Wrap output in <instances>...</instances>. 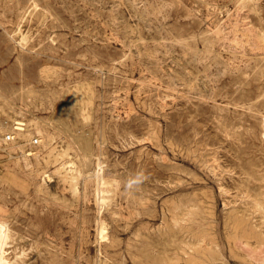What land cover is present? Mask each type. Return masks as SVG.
I'll return each instance as SVG.
<instances>
[{"label": "rangeland", "instance_id": "obj_1", "mask_svg": "<svg viewBox=\"0 0 264 264\" xmlns=\"http://www.w3.org/2000/svg\"><path fill=\"white\" fill-rule=\"evenodd\" d=\"M14 1L15 0H0V24H3L2 26L0 25V98L2 96L1 99H3L0 100V102L2 103H0V106L2 107L0 108V134L2 136H0H10L9 134L12 133L10 130V125L13 124V120L23 121L27 126L31 125V129H33V132L30 136L32 138L26 140L16 136L17 138L14 142L18 141L17 143H19V147L11 150L7 149V152L3 150V147L5 146L6 148H8V146H11L12 143H3V138L0 137V209L2 208L0 210V214H3L6 219H8V221L10 222V226L15 234V241L9 251L10 257L15 259L14 264H68V262H70L69 264H215L216 261V264H264L251 259L247 254L249 253V249L254 248L257 243L264 240V232H262L264 230V228H262L264 227V224L261 223L260 215L258 213L245 211V209L251 206V204H248L252 203L253 200H264V0H241V2H237V0H233V2L232 0ZM17 3L18 5L16 6ZM210 3L212 6L210 5ZM22 5H24V7ZM19 6H21L22 8ZM26 7H30V10L26 9ZM163 7L165 10L163 9ZM233 7H235L236 9H234ZM6 8L7 11H9L10 8V11L8 12L9 14H7V11L5 10ZM13 9L18 10L14 11ZM23 9H26L27 11H21ZM45 9L49 12V14ZM42 10L44 11L42 12ZM234 10L235 12L237 10L240 11L239 14L238 11L235 13ZM3 11L6 13H4ZM216 13L218 16L216 15ZM31 14L32 16L29 17ZM4 15L6 16V18ZM20 17L22 18V20ZM235 22L239 26H236L237 24H234ZM217 23L220 26H218ZM41 24L44 27H42ZM46 26H49L50 28ZM224 27L228 30H226ZM41 28L44 29L43 32ZM5 29L7 32L5 31ZM27 30H30L29 33H27ZM240 30L242 33H240ZM167 31L170 33V35ZM35 35H37L38 38ZM47 35L49 36V38ZM243 35H246L248 39ZM54 36L57 37L53 38ZM15 37L17 39H15ZM179 37L183 39H179ZM37 41L40 43H37ZM188 42H190V45ZM193 42L195 44H193ZM33 43L35 44V46ZM56 43H58L59 45ZM251 43H253L254 46ZM182 44H185V46H183ZM20 46H23V48L21 49ZM26 46H29L31 48ZM233 49H235V51ZM240 49L243 51L241 52ZM15 56L17 57V59ZM81 60L85 61L86 63ZM70 64L72 65L70 66ZM88 65H91L93 68ZM95 68L96 70H94ZM105 69L107 70V72ZM67 72H69L68 76ZM101 75H103V77H101ZM149 79H151L152 81ZM91 82L93 84H91ZM87 84L88 86L86 87ZM194 87H196L197 89H194ZM35 89L38 90L35 92ZM73 89L76 90L74 91ZM10 90L13 91L11 92ZM52 90L55 91V93L51 94V92H53ZM87 91L90 92L87 93ZM39 92L41 95L39 94ZM59 92L60 94H58ZM77 92L79 93L77 94ZM31 94H37V97L35 95L30 96ZM75 94L77 95L75 96ZM100 94L101 96H99ZM26 95H28L29 97ZM148 95L151 96V98ZM17 96L19 97V99H15ZM22 96L25 99H23ZM62 97L63 100H61ZM80 97L82 100L80 99ZM146 97H149V100H147ZM11 99H14L15 101H11ZM71 99H73V102L70 101ZM26 100H30L28 101L29 104ZM77 100L79 101L77 102ZM66 101L69 102L66 103ZM21 102H24V104L22 105ZM40 102H42L43 104ZM58 102L60 104H58ZM102 103L104 104L101 105ZM63 104H65V106ZM89 104L91 105V107ZM147 104L149 105L147 106ZM57 105L59 106V108H57ZM8 106L10 107V109ZM92 106L94 108H92ZM79 107L80 109H78ZM13 108H15V110ZM30 108H32V110ZM35 108L38 109L35 110ZM6 110H8L9 113ZM11 110H13V113L11 112ZM84 111H86L87 113L85 112V114H83ZM105 112L106 114H104ZM20 113L22 116L21 118L19 117ZM100 115L101 117L105 115V118L101 119ZM84 117L85 120L87 118L86 121L84 120ZM108 119L109 121L110 119H112L113 121L111 120L112 122H108ZM31 120L32 122H30ZM82 120H84L85 122H83ZM36 121H38L37 124L39 125L43 124V127L41 125L40 127L43 129L42 131L44 132L46 138L49 139H45L47 141L45 144L42 143L43 138L41 136H38L40 134H38L33 128L35 127ZM28 122H30L31 124ZM98 126L100 127V130ZM219 126H221V128ZM47 129L49 130V132L46 131ZM4 130L8 131L5 132ZM91 130H93V132ZM117 130L119 133L117 132ZM107 131L109 132V134ZM72 134L74 137H72L73 139L71 138L70 140L69 137H71ZM99 135H101V137ZM130 136H132V138ZM50 137H52L53 140ZM104 137L106 138L104 139ZM166 138H168L169 140H167ZM74 140H76L77 142H74ZM190 140H192L193 142ZM32 141L33 143L31 144ZM60 143L62 144L60 145ZM46 144L48 145L45 146ZM50 144L53 145L50 146ZM65 144L69 145L66 146ZM72 145H75V147H73ZM41 147L43 148L41 149ZM157 147L159 149H157ZM65 148H67V150ZM21 149H24L25 151H21ZM233 149H236L237 151ZM49 150L50 153L52 152L54 156L49 153ZM72 150H74L75 152H73ZM180 150H182V152H179ZM60 151L62 153H60ZM102 151L104 154L102 153ZM41 152L43 155L41 154ZM23 153L33 154L28 156L30 160L29 165L25 164L24 158L22 159L23 156L21 154ZM74 154L78 159L76 158V156H73ZM59 155L61 157H58ZM36 157L37 159H35ZM157 158L159 159V161ZM11 159H15L13 160L14 164L12 163ZM32 159H34L35 161ZM188 160H190L191 162ZM63 162L67 163L64 164ZM68 162L71 163L69 164ZM162 162L164 163L163 165H161ZM94 164L96 166H92ZM34 165L36 166L35 168ZM80 165L81 169L83 166V169L86 170L85 175L90 178L87 180L88 182H86L88 185L86 184V187L84 188L83 178L80 177L78 179L79 182L77 185V190L79 192H75L73 186L74 182L66 183V181H64L62 177L67 172H72L73 169L80 170ZM168 165H170L171 167ZM27 166H29L31 170ZM30 166L33 168H31ZM60 166H63V168L59 171L58 169L61 168ZM55 167L57 170L55 169ZM234 168L236 169L234 170ZM20 169L21 171H19ZM97 174H99V176L102 177L103 180H97V178H95ZM125 174H127L128 177ZM160 175L163 178L160 177ZM138 176H140L139 183L133 185V187L129 191L127 183H129V181L131 180L137 179ZM122 177L123 179H125L123 180ZM179 177L180 179H177ZM44 178L47 180L44 181ZM56 179L57 181L55 182ZM116 180L120 183L118 184ZM53 181L54 184H52ZM166 182L168 185L166 184ZM29 183H31V185H29ZM124 183H126L127 186ZM172 186L174 190L171 188ZM97 189L100 191L99 195L96 194ZM242 189H244V191ZM253 189L255 191H253ZM9 191L11 193H8ZM194 191L199 193L197 194ZM250 191L251 195L249 193ZM261 191L263 192L261 193L262 195L260 194ZM52 192L54 195L52 194ZM87 192L90 194H88ZM108 192L110 193L108 194ZM192 192L194 194H192ZM253 192L255 193V196L253 195ZM80 193L82 194L80 195ZM34 195L35 197H37V201L35 200ZM101 195L104 196V199H102ZM88 196L89 198H87ZM93 196L95 197V199ZM126 196L130 202L125 199ZM252 196L254 197V199ZM249 197L251 200H249ZM40 198L44 203L40 201ZM196 198H198L197 202ZM203 200H205L206 202ZM201 201L203 202L201 203ZM52 202L55 204H53ZM73 202L75 203L73 204ZM198 202H200L201 204ZM36 203L39 205H37ZM49 203H51L50 205L53 206L51 207L46 205ZM235 203H237L238 205ZM195 204L197 205L195 206ZM84 205H86L87 207ZM61 206L63 207L62 210ZM72 206H74L75 208ZM189 206H192L194 208ZM57 207L58 209H56ZM82 207L84 208V210ZM26 208L28 209V211ZM123 208L126 212L123 210ZM189 208H191L192 210H189ZM201 208L203 210H201ZM181 210L183 212H181ZM233 210H235V212ZM241 210L243 211V213L246 212L245 215L248 214L245 218L249 223L244 230L238 229V227L235 226L234 221L232 220V217H234L235 215H243ZM2 211H4L5 213ZM200 211H202V213ZM19 212L20 215H18ZM60 214L61 217H59ZM131 214L132 216H130ZM120 216H122V218ZM63 217L65 219H63ZM81 218L85 219L86 225L85 223H82L83 225L81 226ZM74 219L76 221H74ZM99 219H102V221L105 222L103 224V226H105L104 232L102 234L100 233L101 235H99V232L95 225V222H97ZM58 221L61 223H58ZM64 221L65 225L64 223H62ZM87 222H89V224H87ZM14 223L16 224V226L14 225ZM71 223H74V225H72ZM150 224L153 226H151ZM30 227H33L34 229H31ZM260 227L262 229H260ZM93 228H95V231ZM154 229H156V231ZM174 230H176L177 234ZM57 231L58 234L55 233ZM68 231H70L71 233ZM42 232L43 234H46V237L45 235H42ZM170 232H172L173 234ZM60 233L61 235L59 236ZM85 233L86 235H88L86 236ZM210 233L212 234L210 235ZM92 234L94 235V238ZM39 235L42 237H40ZM235 235L237 237H235ZM35 236H38L39 238H36ZM62 236L64 237L62 238ZM105 236L107 238H105ZM130 237H132V239L134 237V239L132 240ZM164 237L166 238L165 240H163ZM34 239L37 240V242ZM87 240L88 243L86 242ZM166 240H168V243ZM231 240L234 242H232ZM254 243L255 245L253 246ZM43 244L45 245V248ZM127 244H129V247ZM58 245L59 248H56V246L58 247ZM135 245L139 247H136ZM190 245L192 247H190ZM209 246L212 248H210ZM247 246L251 247H249L248 249ZM171 247L174 250H170L172 249ZM27 248L30 249L28 250ZM97 248L99 249L100 253ZM79 251H81V253ZM246 251L248 252L246 253ZM37 252L39 254H37ZM206 252L209 253L207 254ZM236 253L238 254L236 255ZM42 256L44 257V260ZM89 256H93L95 258H90ZM152 256H157L158 259H155V257ZM241 256H244L246 258L244 259V257L242 258ZM83 257L85 258L83 259ZM132 257L135 259L132 260ZM222 257L225 259H223ZM62 259L63 261H61ZM96 260H98L97 263Z\"/></svg>", "mask_w": 264, "mask_h": 264}, {"label": "bare ground", "instance_id": "obj_2", "mask_svg": "<svg viewBox=\"0 0 264 264\" xmlns=\"http://www.w3.org/2000/svg\"><path fill=\"white\" fill-rule=\"evenodd\" d=\"M7 1H8V0H7ZM15 1H16V0H15ZM15 1H14V2H15ZM28 1H29V0H28ZM32 1H33V0H32ZM36 1H38V0H36ZM36 1H35V2H36ZM136 1H137V0H136ZM199 1H201V0H199ZM235 1H236V0H235ZM245 1H247V0H245ZM202 2H203V1H202ZM232 2H233V0H232ZM237 2H241V0H237ZM242 2H243V1H242ZM4 3H5V2H4ZM6 3H7V2H6ZM19 3H20V1H19ZM22 3H23V2H22ZM205 3H206V2H205ZM24 4H25V3H24ZM163 4H164V3H163ZM3 5H5V4H3ZM17 5H18V3L16 4V6H17ZM171 5H172V4H171ZM205 5H206V4H205ZM210 5H211V3H210ZM22 6L24 7V5H22ZM28 6H29V5H28ZM37 6H38V5H37ZM211 6H212V5H211ZM226 6H227V5H226ZM9 7H10V6H9ZM11 7H12V5H11ZM19 7H21V6H19ZM40 7H41V6H40ZM42 7H43V6H42ZM164 7H165V6H164ZM164 7H163V9H164ZM230 7H231V6H230ZM7 8H8V7H7ZM7 8L5 9L6 11H7ZM13 8H14V7H13ZM21 8H22V7H21ZM29 8H30V7H29ZM29 8L26 7V9H29ZM147 8H148V7H147ZM152 8H153V7H152ZM161 8H162V7H161ZM167 8H168V6H167ZM218 8H219V7H218ZM233 8L236 9L235 7H233ZM2 9H3V7H2ZM26 9H25V10H26ZM32 9H33V8H32ZM39 9H41V8H39ZM39 9H38V10H39ZM210 9H211V8H210ZM212 9H213V8H212ZM5 10H4V11H5ZM13 10H14V9H13ZM15 10H18V9H15ZM15 10H14V11H15ZM25 10L23 9V10H21V11H25ZM29 10H30V9H29ZM33 10H34V9H33ZM45 10H46V9H45ZM152 10H153V9H152ZM156 10H157V9H156ZM164 10H165V9H164ZM167 10H168V9H167ZM4 11H3V12H4ZM9 11H10V8H9ZM9 11H7V14H9V13H8ZM26 11H27V10H26ZM39 11H40V10H39ZM43 11H44V10H42V12H43ZM46 11H47V10H46ZM218 11H220V10H218ZM232 11H233V10H232ZM237 11H238V10H237ZM237 11H236V12H237ZM16 12H17V11H16ZM30 12H31V11H30ZM159 12H160V10H159ZM208 12H209V11H208ZM227 12H228V11H227ZM227 12H226V13H227ZM234 12H235V10H234ZM236 12H235V13H236ZM239 12H240V11H238V14H239ZM4 13H6V12H4ZM24 13H26V12H24ZM34 13H35V11H34ZM37 13H38V12H37ZM47 13L49 14L48 11H47ZM149 13H150V11H149ZM151 13H152V12H151ZM154 13H155V12H154ZM156 13H157V12H156ZM166 13H167V12H166ZM230 13H231V12H230ZM230 13H229V14H230ZM12 14H13V13H12ZM12 14H11V15H12ZM21 14H22V13H21ZM29 14H30V13H29ZM42 14H43V13H42ZM158 14H159V13H158ZM18 15H19V14H18ZM24 15H25V14H24ZM35 15H36V14H35ZM43 15H44V14H43ZM43 15H42V16H43ZM45 15H46V12H45ZM216 15H217V13H216ZM4 16H5V15H4ZM15 16H16V14H15ZM22 16H23V15H22ZM31 16H32V14H31L29 17H31ZM217 16H218V15H217ZM230 16H231V15H230ZM51 17H52V16H51ZM1 18H2V17H1ZM5 18H6V16H5ZM15 18H16V17H15ZM20 18H21V17H20ZM32 18H33V17H32ZM235 18H236V17H235ZM2 19H3V18H2ZM2 19H1V20H2ZM7 19H8V18H7ZM17 19H18V18H17ZM25 19H26V18H25ZM28 19H29V18H28ZM40 19H41V18H40ZM45 19H46V16H45ZM57 19H58V18H57ZM57 19H55V20H57ZM230 19H231V18H230ZM232 19H233V18H232ZM21 20H22V18H21ZM26 20H27V19H26ZM35 20H36V18H35ZM50 20H51V18H50ZM53 20H54V19H53ZM4 21H5V20H4ZM28 21H29V20H28ZM30 21H31V19H30ZM228 21H229V20H228ZM232 21H234V20H232ZM55 22H57V21H55ZM226 22H227V21H226ZM0 23H1V22H0ZM8 23H9V22H8ZM23 23H24V22H23ZM44 23H45V22H44ZM221 23H222V22H221ZM12 24H14V23H12ZM21 24H22V23H21ZM30 24H31V23H30ZM47 24H48V23H47ZM217 24H218V23H217ZM219 24H220V22H219ZM219 24H218V26H220ZM234 24H237V23L235 22ZM0 25H1V24H0ZM2 25H3V24H2ZM2 25H1V26H2ZM19 25H20V21H19ZM41 25H42V24H41ZM45 25H46V24H45ZM223 25H224V24H223ZM228 25H229V24H228ZM231 25H232V23H231ZM7 26H8V24H7ZM23 26H25V25H23ZM29 26H30V25H29ZM51 26H52V25H51ZM236 26H239V25L237 24ZM4 27H6V26H4ZM14 27H15V26H14ZM38 27H39V26H38ZM42 27H44V26L42 25ZM46 27H49V26H46ZM46 27H45V28H46ZM54 27H55V26H54ZM213 27H214V26H213ZM230 27H231V26H230ZM232 27H233V26H232ZM18 28H19V27H18ZM18 28H17V29H18ZM49 28H50V27H49ZM224 28H225V27H224ZM242 28H243V27H242ZM3 29H4V28H3ZM20 29H21V28H20ZM41 29H42V28H41ZM225 29L228 30L227 28H225ZM8 30H9V28H8ZM13 30H15V29H13ZM43 30H44V29H42V32H43ZM50 30H51V29H50ZM52 30H53V28H52ZM197 30H198V29H197ZM216 30H217V29H216ZM219 30H220V29H219ZM241 30H242V29H241ZM241 30H240V33H242ZM3 31H4V30H3ZM5 31H6V29H5ZM5 31H4V32H5ZM19 31H20V30H19ZM27 31H28V30H27ZM29 31H30V30H29ZM29 31H28L27 33H29ZM38 31H39V30H38ZM6 32H7V31H6ZM20 32H21V31H20ZM32 32H33V31H32ZM36 32H37V30H36ZM40 32H41V31H40ZM167 32H168V31H167ZM167 32H166V33H167ZM8 33H10V32H8ZM21 33H22V32H21ZM24 33H25V32H24ZM27 33H26V34H27ZM171 33H172V32H171ZM207 33H208V32H207ZM217 33H218V31H217ZM219 33H220V32H219ZM6 34H7V33H6ZM43 34H44V33H43ZM48 34H50V33H48ZM53 34H54V33H53ZM168 34L170 35L169 32H168ZM175 34H176V33H175ZM237 34H238V33H237ZM243 34H244V33H243ZM250 34H251V32H250ZM7 35H8V34H7ZM40 35H41V34H40ZM181 35H184V34H181ZM195 35H196V34H195ZM241 35H242V34H241ZM246 35H247V34H246ZM246 35H245V36L243 35V36L246 37ZM20 36H21V34H20ZM35 36L37 37V35H35ZM47 36H48V35H47ZM216 36H217V34H216ZM10 37H11V35H10ZM36 37H35V38H36ZM44 37H45V36H44ZM50 37H51V36H50ZM55 37H57V36H54L53 38H55ZM59 37H60V36H59ZM168 37H169V36H168ZM171 37H172V35H171ZM195 37H196V36H195ZM195 37H194V38H195ZM199 37H200V36H199ZM232 37H233V35H232ZM6 38H7V37H6ZM37 38H38V37H37ZM48 38H49V36H48ZM165 38H166V37H165ZM180 38H181V37H179V39H180ZM187 38H188V37H187ZM217 38H218V37H217ZM235 38H236V36H235ZM239 38H240V37H239ZM239 38H238V39H239ZM246 38L248 39V37H246ZM8 39H9V38H8ZM13 39H14V38H13ZM15 39H17V38L15 37ZM15 39H14V40H15ZM20 39H21V38H20ZM23 39H24V38H23ZM30 39H31V38H30ZM56 39H57V38H56ZM181 39H183V38H181ZM184 39H185V37H184ZM242 39H243V38H242ZM11 40H12V39H11ZM186 40H187V39H186ZM188 40H189V39H188ZM190 40H191V39H190ZM230 40H231V39H230ZM8 41H9V40H8ZM12 41H13V40H12ZM18 41H19V40H18ZM169 41H170V40H169ZM173 41H174V40H173ZM176 41H178V40H176ZM179 41H180V40H179ZM226 41H227V40H226ZM235 41H236V40H235ZM239 41H240V40H239ZM245 41H246V40H245ZM254 41H255V38H254ZM5 42H6V41H5ZM16 42H17V41H16ZM35 42H36V41H35ZM55 42H56V41H55ZM185 42H186V41H185ZM190 42H191V41H190ZM190 42H188L189 45H190ZM240 42H241V41H240ZM251 42H252V41H251ZM256 42H257V41H256ZM27 43H28V42H27ZM37 43H40V42L37 41ZM41 43H42V41H41ZM49 43H50V42H49ZM51 43H53V42H51ZM171 43H172V42H171ZM177 43H178V42H177ZM181 43H182V42H181ZM191 43H192V42H191ZM33 44H34V43H33ZM33 44H32V45H33ZM56 44H58V43H56ZM193 44H195V43L193 42ZM251 44L253 45V43H251ZM255 44H256V43H255ZM5 45H6V43H5ZM36 45H37V44H36ZM58 45H59V44H58ZM170 45H171V44H170ZM176 45H177V44H176ZM178 45H180V44H178ZM182 45H183V44H182ZM187 45H188V44H187ZM196 45H197V44H196ZM244 45H245V44H244ZM261 45H262V44H261ZM34 46H35V44H34ZM183 46H185V44H184ZM226 46H227V45H226ZM238 46H239V45H238ZM246 46H247V44H246ZM253 46H254V45H253ZM20 47H21V46H20ZM26 47H29V46H26ZM58 47H61V46H58ZM242 47H243V46H242ZM262 47H263V46H262ZM4 48H5V47H4ZM22 48H23V46L21 47V49H22ZM29 48H31V47H29ZM32 48H33V47H32ZM247 48H251V47H247ZM254 48H255V47H254ZM254 48H252V49H254ZM15 49H16V48H15ZM24 49H25V48H24ZM34 49H35V47H34ZM40 49H41V48H40ZM47 49H48V48H47ZM185 49H186V48H185ZM188 49H189V48H188ZM194 49H195V48H194ZM231 49H232V48H231ZM242 49H243V48H242ZM19 50H20V49H19ZM55 50H56V49H55ZM233 50L235 51V49H233ZM240 50H241V49H240ZM20 51H21V50H20ZM41 51H42V50H41ZM41 51H40V52H41ZM189 51H190V50H189ZM242 51H243V50H241V52H242ZM46 52H47V51H46ZM196 52H197V51H196ZM251 52H252V51H251ZM16 53H17V52H16ZM21 53H22V52H21ZM28 53H29V52H28ZM43 53H44V52H43ZM47 53H48V52H47ZM219 53H220V52H219ZM238 53H239V52H238ZM256 53H257V52H256ZM35 54H36V53H35ZM44 54H45V53H44ZM193 54H194V53H193ZM195 54H196V53H195ZM216 54H217V53H216ZM221 54H222V53H221ZM257 54H258V53H257ZM12 55H13V54H12ZM12 55H11V56H12ZM17 55H19V54H17ZM22 55H23V54H22ZM25 55H26V52H25ZM27 55H28V54H27ZM32 55H34V54H32ZM87 55H88V54H87ZM29 56H31V55H29ZM35 56H36V55H35ZM35 56H34V57H35ZM37 56H38V55H37ZM43 56H44V55H43ZM79 56H80V55H79ZM263 56H264V55H263ZM15 57H16V56H15ZM77 57H78V56H77ZM89 57H90V56H89ZM93 57H94V56H93ZM196 57H197V56H196ZM49 58H50V57H49ZM81 58H82V57H81ZM97 58H98V57H97ZM16 59H17V57H16ZM84 59H85V58H84ZM152 59H153V58H152ZM156 59H157V57H156ZM44 60H45V59H44ZM52 60H53V59H52ZM52 60H51V61H52ZM94 60H95V59H94ZM61 61H62V60H61ZM81 61H83V60H81ZM91 61H92V60H91ZM156 61H157V60H156ZM65 62H66V61H65ZM83 62H85V61H83ZM97 62H98V61H97ZM97 62H96V63H97ZM85 63H86V62H85ZM92 63H93V62H92ZM67 64H68V63H67ZM74 64H75V63H74ZM74 64H73V65H74ZM88 64H89V63H88ZM90 64H91V63H90ZM71 65H72V64H70V66H71ZM78 65H79V64H78ZM99 65H100V64H99ZM115 65H116V64H115ZM159 65H161V64H159ZM76 66H77V65H76ZM81 66H82V65H81ZM88 66H91V65H88ZM103 66H104V65H103ZM66 67H68V66H66ZM73 67H75V66H73ZM77 67H78V66H77ZM77 67H76V68H77ZM112 67H113V66H112ZM82 68H83V67H82ZM91 68H93V67L91 66ZM103 68H104V67H103ZM105 68H106V67H105ZM110 68H111V67H110ZM115 68H116V67H115ZM55 69H56V68H55ZM72 69H73V68H72ZM83 69H84V68H83ZM97 69H98V68H97ZM113 69H114V68H113ZM18 70H19V69H18ZM52 70H53V69H52ZM78 70H79V69H78ZM94 70H96V68H95ZM98 70H99V69H98ZM101 70H102V69H101ZM105 70H106V69H105ZM83 71H84V70H83ZM112 71H113V70H112ZM94 72H95V71H94ZM102 72H103V71H102ZM106 72H107V70H106ZM61 73H62V72H61ZM68 73H69V72H67V76L69 75ZM72 73H73V72H72ZM90 73H91V72H90ZM191 73H192V72H191ZM18 74H19V73H18ZM53 74H54V73H53ZM56 74H57V73H56ZM56 74H55V75H56ZM63 74H64V73H63ZM65 74H66V73H65ZM80 74H81V73H80ZM93 74H94V73H93ZM110 74H112V73H110ZM83 75H85V74H83ZM19 76H20V75H19ZM41 76H42V75H41ZM88 76H89V75H88ZM95 76H96V75H95ZM188 76H190V75H188ZM192 76H193V74H192ZM46 77H47V76H46ZM70 77H71V76H70ZM70 77H68V78H70ZM75 77H76V75H75ZM79 77H81V76H79ZM82 77H83V76H82ZM85 77H86V76H85ZM101 77H103V75H101ZM101 77H100V78H101ZM155 77H156V76H155ZM83 78H84V77H83ZM91 78H92V77H91ZM108 78H109V76H108ZM73 79H74V78H73ZM79 79H80V78H79ZM98 79H99V78H98ZM98 79H96V80H98ZM48 80H49V79H48ZM55 80H56V79H55ZM86 80H87V78H86ZM94 80H95V79H94ZM103 80H104V79H103ZM107 80H108V79H107ZM149 80H151V79H149ZM156 80H157V79H156ZM156 80H155V81H156ZM41 81H42V80H41ZM44 81H45V80H44ZM44 81H43V82H44ZM68 81H69V80H68ZM99 81H100V80H99ZM99 81H98V82H99ZM105 81H106V80H105ZM151 81H152V80H151ZM192 81H193V80H192ZM75 82H76V81H75ZM98 82H97V83H98ZM148 82H149V81H148ZM153 82H154V80H153ZM9 83H10V82H9ZM64 83H65V82H64ZM100 83H101V82H100ZM107 83H108V82H107ZM150 83H151V82H150ZM61 84H62V83H61ZM65 84H66V83H65ZM74 84H75V83H74ZM91 84H93V83L91 82ZM94 84H95V83H94ZM105 84H106V83H105ZM156 84H157V83H156ZM181 84H182V83H181ZM63 85H64V84H63ZM100 85H101V84H100ZM141 85H142V84H141ZM80 86H81V85H80ZM87 86H88V84L86 85V87H87ZM91 86H92V85H91ZM107 86H108V85H107ZM155 86H156V85H155ZM184 86H185V85H184ZM193 86H194V85H193ZM68 87H69V86H68ZM89 87H90V86H89ZM89 87H88V88H89ZM149 87H150V85H149ZM196 87H197V85H196ZM196 87H194V89H195ZM78 88H79V86H78ZM78 88H77V89H78ZM84 88H85V87H84ZM104 88H105V87H104ZM104 88H103V89H104ZM141 88H142V87H141ZM192 88H193V87H192ZM11 89H13V88H11ZM67 89H69V88H67ZM94 89H95V88H94ZM94 89H93V90H94ZM105 89H106V88H105ZM138 89H139V88H138ZM196 89H197V88H196ZM20 90H22V89H20ZM20 90H19V91H20ZM37 90H38V89H37ZM37 90L35 89V92H36ZM39 90H40V89H39ZM49 90H50V89H49ZM73 90L75 91L76 89H73ZM139 90H140V89H139ZM170 90H172V89H170ZM173 90H174V89H173ZM192 90H193V89H192ZM10 91H11V90H10ZM12 91H13V90H12ZM12 91H11V92H12ZM25 91H26V89H25ZM52 91H53V90H52ZM69 91H70V90H69ZM69 91H67V92H69ZM78 91H79V90H78ZM80 91H81V90H80ZM84 91H85V90H84ZM90 91H91V90H90ZM90 91H87V93L90 92ZM162 91H163V90H162ZM194 91H195V90H194ZM6 92H7V91H6ZM15 92H16V91H15ZM30 92H31V91H30ZM42 92H43V91H42ZM42 92H41V93H42ZM67 92H66V95H67ZM98 92H99V91H98ZM102 92H103V91H102ZM139 92H140V91H139ZM139 92H137V93H139ZM176 92H177V91H176ZM179 92H180V91H179ZM187 92H188V91H187ZM187 92H186V93H187ZM0 93H1V92H0ZM13 93H14V92H13ZM17 93H18V92H17ZM20 93H21V92H20ZM20 93H19V94H20ZM24 93H25V92H24ZM28 93H29V92H28ZM28 93H27V94H28ZM31 93H32V92H31ZM52 93H55V91L51 92V94H52ZM78 93H79V92H77V94H78ZM85 93H86V92H85ZM87 93H86V94H87ZM92 93H93V92H92ZM190 93H191V92H190ZM196 93H197V92H196ZM9 94H10V92H9ZM37 94H38V93H37ZM37 94H36V95L34 94V95L37 97ZM39 94H40V92H39ZM46 94H47V93H46ZM58 94H60V92H59ZM64 94H65V93H64ZM70 94H71V93H70ZM77 94H75V96H76ZM93 94H94V93H93ZM95 94H96V93H95ZM2 95H3V94H2ZM6 95H7V94H6ZM21 95H22V94H21ZM34 95L31 94L30 96H34ZM40 95H41V94H40ZM42 95H43V94H42ZM54 95H55V94H54ZM54 95H53V96H54ZM141 95H142V94H141ZM8 96H9V95H8ZM26 96H28V95H26ZM43 96H44V95H43ZM63 96H64V95H63ZM68 96H69V95H68ZM72 96H73V95H72ZM81 96H82V95H81ZM96 96H98V95H96ZM96 96H95V97H96ZM99 96H101V94H100ZM104 96H105V95H104ZM148 96H149V95H148ZM17 97H18V96H17ZM17 97H16L15 99H19V97H18V98H17ZM22 97H23V96H22ZM28 97H29V96H28ZM69 97H70V96H69ZM139 97H140V95H139ZM149 97L151 98V96H149ZM149 97H148V98L146 97L147 100H149ZM1 98H2V96H1ZM1 98H0V100H3V99H1ZM3 98H4V97H3ZM10 98H11V97H10ZM10 98H9V99H10ZM26 98H27V97H26ZM51 98H52V97H51ZM72 98H73V97H72ZM74 98H75V97H74ZM83 98H84V97H83ZM93 98H94V97H93ZM93 98H92V99H93ZM162 98H163V97H162ZM162 98H161V99H162ZM23 99H25V98L23 97ZM23 99H22V100H23ZM30 99H31V98H30ZM46 99H47V98H46ZM69 99H70V98H69ZM69 99H67V100H69ZM76 99H77V98H76ZM80 99H81V97H80ZM87 99H88V97H87ZM157 99H158V98H157ZM188 99H189V98H188ZM32 100H33V99H32ZM34 100H35V99H34ZM40 100H42V99H40ZM61 100H63V97H62ZM72 100H73V99H71L70 101H72ZM81 100H82V99H81ZM90 100H91V98H90ZM159 100H160V99H159ZM189 100H190V99H189ZM11 101H15V100H14V99H11ZM11 101H10V102H11ZM19 101H21V100H19ZM26 101H27V100H26ZM28 101H30V100H28ZM28 101H27V102H28ZM37 101H38V100H37ZM78 101H79V100H77V102H78ZM88 101H89V100H88ZM100 101H101V99H100ZM145 101H146V100H145ZM163 101H164V100H163ZM16 102H17V101H16ZM33 102H34V101H33ZM35 102H36V101H35ZM44 102H45V101H44ZM56 102H57V101H56ZM62 102H63V101H62ZM67 102H69V101H66V103H67ZM72 102H73V101H72ZM90 102H91V101H90ZM150 102H151V101H150ZM155 102H156V101H155ZM157 102H158V101H157ZM159 102H160V101H159ZM161 102H162V101H161ZM164 102H165V101H164ZM0 103H1V102H0ZM5 103H6V102H5ZM21 103H22V105L24 104V102H21ZM25 103H26V102H25ZM31 103H32V102H31ZM37 103H38V102H37ZM40 103H42V102H40ZM64 103H65V102H64ZM81 103H82V102H81ZM81 103H80V104H81ZM1 104H2V103H1ZM11 104H12V103H11ZM13 104H14V103H13ZM28 104H29V102H28ZM42 104H43V103H42ZM58 104H60V103L58 102ZM73 104H74V103H73ZM98 104H99V103H98ZM103 104H104V103H102L101 105H103ZM20 105H21V104H20ZM31 105H33V104H31ZM38 105H41V104H38ZM63 105L65 106V104H63ZM74 105H75V104H74ZM82 105H83V104H82ZM89 105H90V104H89ZM89 105H88V106H89ZM91 105H92V103H91ZM91 105H90V107H91ZM148 105H149V104H147V106H148ZM151 105H152V104H151ZM160 105H161V104H160ZM163 105H164V104H163ZM12 106H13V105H12ZM25 106H26V105H25ZM36 106H37V104H36ZM57 106H58V105H57ZM86 106H87V105H86ZM98 106H99V105H98ZM173 106H174V105H173ZM8 107H9V106H8ZM10 107H11V105H10ZM10 107H9V109H10ZM34 107H35V104H34ZM67 107H70V106H67ZM150 107H151V106H150ZM215 107H216V106H215ZM0 108H2V107L0 106ZM26 108H27V107H26ZM28 108H29V107H28ZM32 108H33V106H32ZM32 108H30V109L32 110ZM38 108H39V107H38ZM38 108H35V110L38 109ZM42 108H43V107H42ZM54 108H55V107H54ZM57 108H59V106H58ZM92 108H94V107L92 106ZM96 108H97V107H96ZM96 108H95V109H96ZM99 108H100V107H99ZM13 109L15 110V108H13ZM17 109H18V108H17ZM24 109H25V108H24ZM30 109H29V110H30ZM78 109H80V107H79ZM81 109H82V108H81ZM103 109H104V108H103ZM0 110H1V109H0ZM31 110H30V111H31ZM42 110H43V109H42ZM42 110H41V112H42ZM74 110H75V109H74ZM76 110H77V109H76ZM90 110H93V109H90ZM173 110H175V109H173ZM6 111L8 112V110H6ZM12 111H13V110H11V112H12ZM86 111H87V109H86ZM86 111H84L83 114H85ZM11 112H10V113H11ZM38 112H39V110H38ZM82 112H83V111H82ZM1 113H2V111H1ZM8 113H9V112H8ZM12 113H13V112H12ZM18 113H19V112H18ZM30 113H31V112H30ZM75 113H76V112H75ZM77 113H78V112H77ZM86 113H87V112H86ZM102 113H103V112H102ZM14 114H15V113H14ZM23 114H26V113H23ZM34 114H35V113H34ZM34 114H33V115H34ZM104 114H106V112H105ZM152 114H153V113H152ZM16 115H17V114H16ZM78 115H79V114H78ZM102 115H103V114H102ZM164 115H165V114H164ZM170 115H171V114H170ZM4 116H5V115H4ZM4 116H3V117H4ZM85 116H86V115H85ZM91 116H92V115H91ZM91 116H90V117H91ZM104 116H105V115H104ZM104 116L101 117V115H100L101 119H102V118H105ZM9 117H10V116H9ZM17 117H18V116H17ZM17 117H16V118H17ZM19 117H20V118L22 117V116H21V113H20V116H19ZM36 117H37V116H36ZM76 117H77V116H76ZM86 117H87V116H86ZM129 117H130V116H129ZM129 117H128V118H129ZM242 117H243V116H242ZM242 117H241V118H242ZM6 118H7V117H6ZM6 118H5V119H6ZM37 118H38V117H37ZM82 118H83V117H82ZM88 118H89V117H88ZM109 118H110V117H109ZM112 118H113V117H112ZM114 118H115V117H114ZM116 118H117V117H116ZM5 119H3V120H5ZM9 119H10V118H9ZM78 119H79V118H78ZM89 119H90V118H89ZM96 119H97V118H96ZM122 119H123V118H122ZM147 119H148V118H147ZM147 119H146V120H147ZM10 120H11V119H10ZM84 120H85V117H84ZM84 120H82V121L85 122V121L87 120V118H86L85 121H84ZM111 120H112V119H110V121H111ZM125 120H126V119H125ZM128 120H129V119H128ZM167 120H168V119H167ZM222 120H223V119H222ZM222 120H220V121H222ZM240 120H241V119H240ZM54 121H55V120H54ZM91 121H92V120H91ZM105 121H106V120H105ZM107 121L110 122L109 119H108ZM112 121H113V120H112ZM112 121H111V122H112ZM1 122H2V121H1ZM30 122H32V120H31ZM30 122H28V123H30ZM37 122H38V121H36V123H35V127H33V128H34V130H35L38 134H40V135H38V136H41V137L43 138L42 143L45 144V143L47 142L46 140H49V139H47L46 136L44 135V132L42 131L43 129L40 127L41 124L39 125V124H37ZM41 122H42V121H41ZM93 122H94V121H93ZM100 122H101V121H100ZM120 122H121V121H120ZM150 122H151V121H150ZM105 123H106V122H105ZM146 123H147V122H146ZM148 123H149V122H148ZM241 123H242V121H241ZM30 124H31V123H30ZM47 124H48V123H47ZM47 124H46V125H47ZM85 124H86V123H85ZM106 124H107V123H106ZM0 125H1V124H0ZM46 125H45V126H46ZM52 125H53V124H52ZM111 125H112V123H111ZM165 125H166V124H165ZM165 125H164V126H165ZM5 126H7V125H5ZM10 126H11V129H10V128H8V129H10L12 133L9 134V135H10L9 137H8L7 135H5L4 137H1L2 135L0 134V135H1L0 137L3 138V143H5V142H6V144L9 143V142L12 143V145H11V146H8V148H6L5 146L3 147V150H5L6 152L8 151L7 149H10V150H11V149H14V148H16V147H19V143H17L18 141H17V142H14L15 139H16L17 137H19V138H21V139H26V140H28L29 138H32V137H30V136H31V134H32V132H33V129H31V125H28V126H27L26 123H24L23 121H16V120H13V124L10 125ZM33 126H34V125H33ZM41 126L43 127V124H42ZM94 126H95V124H94ZM106 126H107V125H106ZM240 126H241V125H240ZM3 127H4V126H3ZM64 127H65V126H64ZM98 127H99V126H98ZM125 127H126V126H125ZM219 127L221 128V126H219ZM237 127H238V126H237ZM1 128H2V127H1ZM5 128H6V127H5ZM5 128H4V129H5ZM68 128H69V126H68ZM68 128H65V129H68ZM102 128H103V127H102ZM113 128H114V127H113ZM122 128H123V127H122ZM48 129H49V128H48ZM48 129H47L46 131L49 132ZM56 129H57V128H56ZM65 129H64V130H65ZM93 129H94V127H93ZM107 129H110V128H107ZM154 129H155V128H154ZM159 129H160V128H159ZM225 129H226V128H225ZM69 130H70V129H69ZM99 130H100V127H99ZM99 130H98V131H99ZM123 130H124V129H123ZM123 130H122V131H123ZM125 130H126V129H125ZM146 130H147V129H146ZM149 130H150V129H149ZM157 130H158V129H157ZM223 130H224V127H223ZM228 130H229V129H228ZM228 130H227V131H228ZM4 131H5V130H4ZM6 131H8V130H6ZM6 131H5V132H6ZM66 131H67V130H66ZM91 131L93 132V130H91ZM94 131H95V130H94ZM103 131H104V130H103ZM129 131H130V130H129ZM152 131H153V130H152ZM0 132H1V131H0ZM48 132H47V133H48ZM53 132H54V131H53ZM57 132H58V131H57ZM96 132H97V131H96ZM99 132H100V131H99ZM105 132H106V131H105ZM107 132H108V131H107ZM115 132H116V131H115ZM117 132H118V130H117ZM229 132H230V131H229ZM229 132H228V133H229ZM94 133H95V132H94ZM118 133H119V132H118ZM148 133H149V131H148ZM152 133H153V132H152ZM152 133H151V134H152ZM222 133H223V131H222ZM230 133H231V132H230ZM3 134H4V133H3ZM45 134H46V133H45ZM103 134H104V133H103ZM108 134H109V132H108ZM120 134H121V133H120ZM237 134H238V133H237ZM53 135H54V133H53ZM110 135H111V134H110ZM114 135H115V133H114ZM131 135H132V134H131ZM228 135H229V134H228ZM238 135H239V134H238ZM16 136H17V137H16ZM58 136H59V135H58ZM61 136H62V134H61ZM70 136H71V135H70ZM93 136H94V135H93ZM99 136L101 137V135H99ZM123 136H124V135H123ZM159 136H160V135H159ZM225 136H226V135H225ZM47 137H48V136H47ZM72 137H74L73 134H72L71 137H69L70 140H71ZM96 137H97V136H96ZM108 137H109V136H108ZM130 137L132 138V136H130ZM149 137H150V136H149ZM149 137H148V138H149ZM190 137H191V136H190ZM194 137H195V136H194ZM50 138H52V137H50ZM78 138H79V137H78ZM91 138H92V137H91ZM105 138H106V137H104V139H105ZM117 138H118V137H117ZM227 138H228V137H227ZM35 139H37V138H35ZM45 139H46V140H45ZM54 139H55V138H54ZM57 139H59V138H57ZM72 139H73V138H72ZM76 139H77V138H76ZM127 139H128V138H127ZM129 139H130V138H129ZM133 139H134V138H133ZM166 139L169 140L168 138H166ZM234 139H235V138H234ZM236 139H239V138H236ZM32 140H33V139H32ZM50 140H51V139H50ZM52 140H53V138H52ZM52 140H51V141H52ZM80 140H81V138H80ZM93 140H94V139H93ZM108 140H109V139H108ZM118 140H119V139H118ZM131 140H132V139H131ZM152 140H153V138H152ZM161 140H162V139H161ZM178 140H179V139H178ZM184 140H185V139H184ZM225 140H226V139H225ZM29 141H30V140H29ZM54 141H55V140H54ZM75 141H76V140H74V142H75ZM96 141H97V140H96ZM123 141H124V140H123ZM126 141H127V140H126ZM126 141H125V142H126ZM157 141H158V140H157ZM165 141H166V140H165ZM173 141H174V140H173ZM173 141H172V142H173ZM175 141H176V140H175ZM182 141H183V139H182ZM185 141H186V140H185ZM190 141H192V140H190ZM232 141H234V140H232ZM239 141H240V140H239ZM0 142H1V140H0ZM62 142H63V141H62ZM76 142H77V141H76ZM78 142H79V141H78ZM98 142H99V141H98ZM100 142H101V141H100ZM109 142H110V141H109ZM125 142H124V143H125ZM177 142H178V141H177ZM187 142H188V141H187ZM192 142H193V141H192ZM194 142H195V141H194ZM32 143H33V141L31 142V144H32ZM42 143H41V145H42ZM51 143H52V142H51ZM65 143H66V142H65ZM71 143H72V142H71ZM71 143H70V144H71ZM178 143H179V142H178ZM184 143H185V142H184ZM1 144H2V143H1ZM6 144H5V145H6ZM56 144H57V142H56ZM61 144H62V143H60V145H61ZM154 144H155V143H154ZM160 144H161V143H160ZM160 144H159V145H160ZM163 144H164V143H163ZM187 144H188V143H187ZM191 144H192V143H191ZM193 144H194V143H193ZM8 145H9V144H8ZM41 145H40V146H41ZM47 145H48V144H46L45 146H47ZM52 145H53V144H50V146H52ZM60 145H59V146H60ZM63 145H64V144H63ZM65 145H66V144H65ZM68 145H69V144H67L66 146H68ZM75 145H77V144H75ZM75 145H72V146L75 147ZM169 145H170V144H169ZM6 146H7V145H6ZM27 146H28V145H27ZM50 146H48V147H50ZM56 146H57V145H56ZM72 146H71V147H72ZM79 146H80V145H79ZM109 146H110V145H109ZM153 146H154V145H153ZM173 146H174V144H173ZM28 147H29V146H28ZM33 147H34V145H33ZM43 147H44V146H43ZM43 147H41V149H42ZM57 147H58V146H57ZM60 147H61V146H60ZM76 147H77V146H76ZM91 147H93V146H91ZM104 147H105V146H104ZM154 147H155V146H154ZM161 147H162V146H161ZM194 147H195V146H194ZM20 148H22V147H20ZM24 148H25V147H24ZM29 148H30V147H29ZM38 148H39V146H38ZM38 148H37V149H38ZM94 148H95V147H94ZM41 149H40V150H41ZM65 149L67 150V148H65ZM65 149H64V150H65ZM83 149H84V147H83ZM87 149H88V148H87ZM91 149H92V148H91ZM104 149H105V148H104ZM157 149H159V148L157 147ZM204 149H205V148H204ZM210 149H211V148H210ZM19 150H20V149H19ZM23 150H24V149H23ZM23 150L21 149V151H23ZM30 150H31V149H30ZM40 150H39V151H40ZM61 150H62V149H61ZM68 150H69V148H68ZM70 150H71V149H70ZM74 150H75V149H74ZM74 150H72V151L75 152ZM88 150H89V149H88ZM88 150H87V151H88ZM148 150H149V149H148ZM163 150H164V149H163ZM178 150H179V149H178ZM188 150H189V149H188ZM188 150H187V151H188ZM190 150H191V149H190ZM207 150H208V149H207ZM212 150H213V149H212ZM233 150H236V149H233ZM24 151H25V150H24ZM28 151H29V149H28ZM46 151H47V150H46ZM56 151H57V150H56ZM103 151H104V150H103ZM103 151H102V153H103ZM160 151H161V150H160ZM174 151H175V150H174ZM187 151H186V152H187ZM193 151H194V150H193ZM236 151H237V150H236ZM6 152H5V153H6ZM13 152H14V151H13ZM30 152H31V151H30ZM52 152H53V149H52ZM52 152L50 153V150H49V153H50V154H52ZM54 152H55V150H54ZM58 152H59V151H58ZM64 152H65V151H64ZM64 152H63V153H64ZM80 152H81V151H80ZM92 152H93V150H92ZM104 152H105V151H104ZM156 152H157V151H156ZM162 152H163V151H162ZM179 152H182V150H180ZM179 152H174V153H179ZM183 152H184V151H183ZM191 152H192V151H191ZM11 153H12V151H11ZM43 153H44V152H43ZM47 153H48V152H47ZM49 153H48V154H49ZM60 153H62V152L60 151ZM77 153H78V151H77ZM84 153H87V152H84ZM148 153H149V152H148ZM150 153H151V151H150ZM157 153H158V152H157ZM192 153H193V152H192ZM234 153H235V152H234ZM3 154H4V153H3ZM19 154H20V153H19ZM41 154H42V152H41ZM54 154H56V153H54ZM75 154H76V153H75ZM75 154H74L73 156H76ZM82 154H83V153H82ZM89 154H90V153H89ZM103 154H104V153H103ZM184 154H185V153H184ZM209 154H210V153H209ZM9 155H10V154H9ZM9 155H8V157H9ZM21 155L23 156L22 159H23V158L25 159V164H26V165H29V161H30V160H29L28 156L33 155V154H31V153H29V154H27V153H23V154H21ZM42 155H43V154H42ZM46 155H47V154H46ZM86 155H87V154H86ZM105 155H106V154H105ZM146 155H147V154H146ZM148 155H150V154H148ZM201 155H202V154H201ZM4 156H6V155H4ZM35 156H36V154H35ZM48 156H49V155H48ZM52 156H54V155L52 154ZM80 156H81V155H80ZM91 156H92V155H91ZM93 156H94V155H93ZM96 156H97V155H96ZM101 156H102V154H101ZM151 156H152V155H151ZM154 156H155V155H154ZM171 156H172V155H171ZM176 156H177V155H176ZM198 156H199V155H198ZM217 156H218V155H217ZM33 157H34V156H33ZM40 157H41V156H40ZM58 157H61V156L59 155ZM69 157H70V156H69ZM81 157H82V156H81ZM94 157H95V156H94ZM147 157H148V156H147ZM157 157H158V156H157ZM178 157H179V156H178ZM190 157H191V156H190ZM195 157H196V156H195ZM218 157H219V156H218ZM234 157H235V156H234ZM237 157H238V156H237ZM30 158H31V157H30ZM45 158H46V157H45ZM49 158H50V157H49ZM76 158H77V156H76ZM86 158H87V156H86ZM184 158H185V157H184ZM211 158H212V157H211ZM232 158H233V157H232ZM235 158H236V157H235ZM16 159H18V158H16ZM35 159H37V157H36ZM42 159H43V158H42ZM46 159H47V158H46ZM74 159H75V158H74ZM77 159H78V158H77ZM84 159H85V158H84ZM102 159H103V158H102ZM153 159H154V158H153ZM157 159H158V158H157ZM185 159H186V158H185ZM191 159H192V158H191ZM200 159H201V157H200ZM237 159H238V158H237ZM13 160H15V159H13ZM13 160L11 159L12 163H13ZM32 160H34V159H32ZM72 160H73V159H72ZM82 160H83V159H82ZM109 160H110V159H109ZM173 160H174V159H173ZM173 160H172V161H173ZM234 160H235V159H234ZM34 161H35V160H34ZM37 161H38V160H37ZM40 161H41V159H40ZM68 161H69V160H68ZM74 161H75V160H74ZM90 161H91V160H90ZM105 161H106V159H105ZM107 161H108V160H107ZM158 161H159V159H158ZM161 161H162V160H161ZM185 161H186V160H185ZM188 161H190V160H188ZM213 161H214V160H213ZM237 161H238V160H237ZM38 162H39V161H38ZM52 162H53V161H52ZM92 162H93V161H92ZM101 162H102V160H101ZM108 162H109V161H108ZM108 162H107V163H108ZM190 162H191V161H190ZM198 162H199V161H198ZM232 162H233V161H232ZM18 163H20V162H18ZM32 163H33V162H32ZM46 163H47V162H46ZM59 163H60V162H59ZM63 163L65 164V163H67V162H63ZM68 163H69V162H68ZM70 163H71V162H70ZM70 163H69V164H70ZM103 163H104V162H103ZM103 163H102V164H103ZM120 163H121V162H120ZM13 164H14V163H13ZM64 164H63V165H64ZM85 164H86V163H85ZM160 164H161V163H160ZM163 164H164V163L162 162L161 165H163ZM218 164H219V163H218ZM232 164H233V163H232ZM232 164H231V166H232ZM9 165H10V164H9ZM42 165H43V164H42ZM61 165H62V164H61ZM67 165H68V164H67ZM72 165H73V164H72ZM100 165H101V164H100ZM100 165H99V167H100ZM113 165H114V163H113ZM181 165H182V164H181ZM202 165H203V164H202ZM202 165H201V166H202ZM44 166H45V165H44ZM44 166H43V167H44ZM86 166H87V165H86ZM92 166H96V165L94 164V165H92ZM168 166H170V165H168ZM24 167H25V166H24ZM27 167L29 168V166H27ZM30 167H31V166H30ZM35 167H36V166L34 165V168H35ZM46 167H47V166H46ZM58 167H59V165H58ZM60 167H61V166H60ZM67 167H68V166H67ZM70 167H71V166H70ZM77 167H78V166H77ZM111 167H112V165H111ZM117 167H119V166H117ZM117 167H116V168H117ZM170 167H171V166H170ZM184 167H185V166H184ZM18 168H19V167H18ZM25 168H26V167H25ZM31 168H33V167H31ZM48 168H49V167H48ZM62 168H63V166H62L60 169H58V170L60 171V170H62ZM65 168H66V167H65ZM96 168H97V167H96ZM166 168H167V167H166ZM181 168H182V167H181ZM199 168H201V167H199ZM207 168H208V167H207ZM219 168H220V167H219ZM219 168H218V169H219ZM4 169H5V168H4ZM8 169H9V168H8ZM26 169H27V168H26ZM29 169H30V168H29ZM55 169H56V167H55ZM94 169H95V168H94ZM101 169H102V167H101ZM107 169H108V168H107ZM226 169H227V168H226ZM229 169H230V168H229ZM235 169H236V168H234V170H235ZM16 170H17V169H16ZM30 170H31V169H30ZM43 170H44V168H43ZM52 170H53V169H52ZM56 170H57V169H56ZM65 170H66V169H65ZM67 170H68V168H67ZM71 170H72V169H71ZM89 170H90V169H89ZM95 170H96V169H95ZM165 170H166V169H165ZM169 170H170V169H169ZM177 170H178V169H177ZM182 170H183V169H182ZM188 170H189V168H188ZM219 170H220V169H219ZM234 170H233V171H234ZM3 171H5V170H3ZM9 171H10V170H9ZM19 171H21V169H20ZM24 171H25V170H24ZM27 171H28V170H27ZM27 171H26V172H27ZM34 171H35V170H34ZM39 171H40V170H39ZM47 171H48V170H47ZM119 171H120V170H119ZM125 171H126V170H125ZM172 171H173V170H172ZM190 171H191V170H190ZM213 171H214V170H213ZM220 171H221V170H220ZM225 171H226V170H225ZM15 172H16V171H15ZM48 172H49V171H48ZM111 172H112V171H111ZM116 172H117V171H116ZM126 172H127V171H126ZM129 172H131V171H129ZM161 172H162V171H161ZM165 172H166V171H165ZM191 172H192V171H191ZM218 172H219V171H218ZM29 173H30V172H29ZM34 173H35V172H34ZM62 173H63V172H62ZM94 173H95V172H94ZM171 173H172V172H171ZM187 173H188V172H187ZM192 173H193V172H192ZM209 173H210V172H209ZM213 173H214V172H213ZM225 173H226V172H225ZM229 173H231V172H229ZM234 173H235V172H234ZM13 174H14V173H13ZM24 174H25V172H24ZM30 174H31V173H30ZM85 174H86V170L83 169V166H82V169H81V165H80V170H78V169L74 170V169H73L72 172H67L65 175H63L62 178H63L64 181H66V183H67V182H71V183L74 182V185H73V186H74L75 192H77V191H78V190H77V185H78V182H79L78 179H79L80 177L83 178V182H84V183H83V182H82V183L84 184V188L86 187V186H85V185L87 184L86 182H88L87 180H88L90 177H87ZM117 174H118V173H117ZM120 174H121V173H120ZM122 174H123V173H122ZM167 174H168V173H167ZM174 174H175V173H174ZM176 174H177V172H176ZM189 174H190V173H189ZM211 174H212V173H211ZM218 174H219V173H218ZM236 174H237V172H236ZM22 175H23V174H22ZM26 175H27V174H26ZM43 175H44V174H43ZM43 175H42V176H43ZM51 175H52V174H51ZM51 175H50V176H51ZM125 175L127 176V174H125ZM128 175H129V174H128ZM130 175H131V174H130ZM168 175H169V174H168ZM171 175H172V174H171ZM182 175H183V174H182ZM16 176H17V175H16ZM47 176H48V175H47ZM166 176H167V175H166ZM186 176H187V175H186ZM223 176H224V175H223ZM242 176H243V175H242ZM31 177H32V176H31ZM124 177H125V176H124ZM127 177H128V176H127ZM160 177H162V176L160 175ZM32 178H33V177H32ZM95 178H97V180H103V178L100 177L99 174H97V175L95 176ZM125 178H126V177H125ZM125 178H124V179H125ZM157 178H158V177H157ZM162 178H163V177H162ZM194 178H195V177H194ZM198 178H199V177H198ZM212 178H213V176H212ZM221 178H222V176H221ZM35 179H36V178H35ZM44 179H45V178H44ZM107 179H108V178H107ZM109 179H110V178H109ZM114 179H115V178H114ZM114 179H113V180H114ZM122 179H123V177H122ZM122 179H121V180H122ZM124 179H123V180H124ZM131 179H132V177H131ZM131 179H130V180H131ZM165 179H166V178H165ZM177 179H180V177L177 178ZM200 179H201V178H200ZM200 179H199V180H200ZM217 179H218V178H217ZM26 180H27V179H26ZM26 180H25V181H26ZM33 180H34V179H33ZM33 180H32V181H33ZM46 180H47V179H45L44 181H46ZM169 180H170V179H169ZM181 180H182V179H181ZM193 180H195V179H193ZM27 181H28V180H27ZM56 181H57V179L55 180V182H56ZM110 181H111V180H110ZM114 181H115V180H114ZM119 181H120V180H119ZM131 181H132V180H131ZM179 181H180V180H179ZM196 181H197V179H196ZM240 181H241V180H240ZM5 182H6V181H5ZM108 182H109V181H108ZM116 182H117V180H116ZM123 182H124V181H123ZM123 182H122V183H123ZM126 182H128V181H126ZM129 182H130V181H129ZM164 182H165V181H164ZM168 182H169V181H168ZM204 182H205V181H204ZM217 182H218V181H217ZM33 183H34V182H33ZM58 183H59V182H58ZM82 183H81V185H82ZM89 183H90V182H89ZM117 183L119 184L120 182H117ZM172 183H173V182H172ZM190 183H191V182H190ZM202 183H203V182H202ZM2 184H4V183H2ZM2 184H1V186H2ZM7 184H8V183H7ZM46 184H47V183H46ZM52 184H54V181L52 182ZM59 184H60V183H59ZM95 184H96V183H95ZM114 184H115V183H114ZM124 184H126V183H124ZM127 184H128V183H127ZM127 184H126V186H127ZM166 184H167V182H166ZM29 185H31V183H29ZM48 185H49V184H48ZM87 185H88V184H87ZM97 185H98V184H97ZM103 185H104V183H103ZM167 185H168V184H167ZM176 185H177V184H176ZM7 186H8V185H7ZM9 186H10V185H9ZM43 186H45V185H43ZM93 186H94V185H93ZM111 186H112V185H111ZM111 186H110V188H111ZM122 186H123V184H122ZM165 186H166V185H165ZM174 186H175V185H174ZM190 186H191V185H190ZM5 187H6V186H5ZM56 187H57V186H56ZM58 187H59V185H58ZM91 187H92V186H91ZM116 187H118V186H116ZM167 187H168V186H167ZM176 187H177V186H176ZM176 187H175V188H176ZM180 187H181V186H180ZM219 187H220V186H219ZM223 187H224V186H223ZM3 188H4V187H3ZM11 188H12V187H11ZM31 188H32V187H31ZM37 188H39V187H37ZM43 188H44V187H43ZM48 188H50V187H48ZM88 188H89V186H88ZM114 188H115V186H114ZM124 188H125V186H124ZM169 188H170V187H169ZM169 188H168V189H169ZM171 188L173 189V186H172ZM188 188H189V187H188ZM204 188H205V187H204ZM204 188H203V189H204ZM9 189H10V188H9ZM13 189H14V188H13ZM28 189H29V188H28ZM28 189H27V190H28ZM33 189H34V188H33ZM56 189H58V188H56ZM79 189H80V188H79ZM92 189H94V188H92ZM108 189H109V188H108ZM166 189H167V188H166ZM166 189H165V190H166ZM194 189H196V188H194ZM240 189H241V187H240ZM247 189H248V188H247ZM254 189H255V188H254ZM254 189H253V191H255ZM3 190H4V189H3ZM14 190H15V189H14ZM40 190H41V189H40ZM61 190H62V189H61ZM68 190H69V189H68ZM71 190H72V189H71ZM82 190H83V189H82ZM100 190H101V189H100ZM128 190L130 191L131 188H129ZM128 190H126V191H128ZM173 190H174V189H173ZM192 190H193V189H192ZM242 190L244 191V189H242ZM11 191H12V190H11ZM62 191H63V190H62ZM85 191H89V190H85ZM85 191H84V192H85ZM118 191H119V190H118ZM120 191H121V190H120ZM196 191H197V190H196ZM196 191H194V192H196ZM199 191H200V190H199ZM202 191H203V190H202ZM202 191H201V192H202ZM239 191H240V190H239ZM5 192H6V191H5ZM12 192H13V191H12ZM35 192H37V191H35ZM38 192H39V191H38ZM55 192H56V191H55ZM78 192H79V191H78ZM90 192H91V190H90ZM93 192H94V191H93ZM102 192H103V191H102ZM131 192H132V191H131ZM131 192H130V193H131ZM188 192H189V191H188ZM224 192H225V190H224ZM240 192H241V191H240ZM245 192H246V191H245ZM256 192H257V191H256ZM8 193H11V192L9 191ZM27 193H28V192H27ZM48 193H49V192H48ZM60 193H61V192H60ZM71 193H73V192H71ZM82 193H83V192H82ZM82 193H80V195H81ZM87 193H88V192H87ZM105 193H106V192H105ZM109 193H110V192H108V194H109ZM196 193H197V192H196ZM198 193H199V192H198ZM198 193H197V194H198ZM249 193H250V195H251V191H250ZM261 193H263V192L261 191L260 194H261ZM18 194H19V193H18ZM18 194H17V195H18ZM21 194H22V193H21ZM25 194H26V193H25ZM52 194H53V192H52ZM88 194H90V193H88ZM92 194H93V193H92ZM96 194H98V195L100 194V191H99L98 189H97V193H96ZM120 194H121V192H120ZM128 194H129V193H128ZM176 194H177V193H176ZM181 194H182V193H181ZM192 194H194V193L192 192ZM203 194H204V193H203ZM254 194H255V193L253 192V195H254ZM257 194H258V193H257ZM32 195H33V194H32ZM53 195H54V194H53ZM53 195H52V196H53ZM62 195H63V194H62ZM71 195H72V194H71ZM94 195H95V194H94ZM132 195H133V194H132ZM248 195H249V194H248ZM261 195H262V194H261ZM0 196H1V195H0ZM13 196H14V195H13ZM19 196H20V195H19ZM21 196H22V195H21ZM39 196H40V195H39ZM55 196H56V195H55ZM57 196H58V195H57ZM78 196H79V195H78ZM83 196H84V194H83ZM101 196H102V195H101ZM112 196H113V195H112ZM117 196H118V195H117ZM124 196H125V195H124ZM190 196H191V195H190ZM245 196H246V195H245ZM254 196H255V195H254ZM3 197H4V196H3ZM34 197H35V195H34ZM76 197H77V195H76ZM91 197H92V196H91ZM93 197H94V196H93ZM114 197H115V196H114ZM179 197H180V196H179ZM181 197H182V196H181ZM184 197H185V196H184ZM196 197H198V196H196ZM200 197H201V196H200ZM200 197H199V199H200ZM203 197H204V196H203ZM252 197H253V196H252ZM16 198H17V196H16ZM36 198H37V197H35V200H36ZM51 198H53V197H51ZM65 198H66V197H65ZM71 198H72V197H71ZM87 198H89V196H88ZM107 198H109V197H107ZM239 198H240V197H239ZM239 198H238V199H239ZM3 199H4V198H3ZM26 199H27V198H26ZM31 199H32V198H31ZM38 199H39V198H38ZM84 199H85V198H84ZM94 199H95V197H94ZM102 199H104V196H102ZM121 199H122V198H121ZM125 199L128 200L127 196L125 197ZM174 199H175V198H174ZM186 199H188V198H186ZM197 199H198V198H196V202L198 201ZM241 199H242V198H241ZM241 199H240V200H241ZM253 199H254V197H253ZM41 200H42V199L40 198V201H41ZM47 200H48V199H47ZM91 200H92V198H91ZM96 200H97V199H96ZM149 200H150V198H149ZM170 200H171V199H170ZM184 200H185V199H184ZM193 200H194V199H193ZM249 200H251L250 197H249ZM16 201H17V200H16ZM25 201H26V200H25ZM33 201H34V200H33ZM36 201H37V200H36ZM48 201H49V200H48ZM51 201H52V200H51ZM69 201H70V199H69ZM71 201H72V200H71ZM78 201H79V200H78ZM87 201H88V200H87ZM87 201H86V202H87ZM128 201H129V200H128ZM137 201H138V200H137ZM203 201H205V200H203ZM203 201H201V203H202ZM242 201H243V200H242ZM242 201H241V202H242ZM3 202H4V201H3ZM41 202H43V201H41ZM45 202H46V201H45ZM56 202H57V201H56ZM75 202H76V201H75ZM75 202H73V204H74ZM79 202H80V201H79ZM112 202H113V201H112ZM112 202H111V203H112ZM121 202H122V201H121ZM124 202H125V201H124ZM129 202H130V201H129ZM205 202H206V201H205ZM244 202H245V200H244ZM1 203H2V202H1ZM37 203H39V202H37ZM37 203H36V204H37ZM43 203H44V202H43ZM52 203H53V202H52ZM175 203H176V201H175ZM198 203H200V202H198ZM198 203H197V204H198ZM201 203H200V204H201ZM226 203H227V202H226ZM238 203H239V202H238ZM247 203H248V202H247ZM30 204H31V203H30ZM50 204H51V203L46 204V205L51 206ZM53 204H55V203H53ZM57 204H58V203H57ZM57 204H56V205H57ZM120 204H121V203H120ZM197 204H195V206H196ZM203 204H205V203H203ZM235 204H237V203H235ZM244 204H245V203H244ZM250 204H251V206H250L249 208L245 209V211H248V212L251 211L252 213H258V214L260 215L261 223L264 224V200L262 201L261 199H260V200L256 199V200H253L252 203H249L248 205H250ZM8 205H9V203H8ZM37 205H39V204H37ZM44 205H45V204H44ZM46 205H45V206H46ZM61 205H62V204H61ZM76 205H77V204H76ZM89 205H90V204H89ZM112 205H114V204H112ZM115 205H116V203H115ZM128 205H130V204H128ZM136 205H137V204H136ZM178 205H179V204H178ZM178 205H177V206H178ZM187 205H188V204H187ZM237 205H238V204H237ZM237 205H236V206H237ZM239 205H240V204H239ZM245 205H246V204H245ZM52 206H53V205H52ZM52 206H51V207H52ZM54 206H55V205H54ZM58 206H59V205H58ZM84 206H86V205H84ZM84 206H83V207H84ZM181 206H182V205H181ZM198 206H199V205H198ZM246 206H247V205H246ZM246 206H245V207H246ZM16 207H17V206H16ZM21 207H22V206H21ZM37 207H38V206H37ZM61 207H62V206H61ZM72 207H74V206H72ZM83 207H82V208H83ZM86 207H87V206H86ZM113 207H114V206H113ZM175 207H176V206H175ZM187 207H188V206H187ZM189 207H192V206H189ZM245 207H244V208H245ZM31 208H32V207H31ZM43 208H44V207H43ZM69 208H70V207H69ZM74 208H75V207H74ZM111 208H112V207H111ZM129 208H130V207H129ZM139 208H140V207H139ZM192 208H194V207H192ZM202 208H203V207H202ZM202 208H201V210L204 209V208H203V209H202ZM1 209H2V208H1ZM1 209H0V210H1ZM4 209H5V208H4ZM15 209H16V208H15ZM26 209H27V208H26ZM29 209H30V208H29ZM48 209H49V208H48ZM54 209H55V208H54ZM56 209H58V207H57ZM59 209H60V207H59ZM62 209H63V207L61 208V210H62ZM67 209H68V208H67ZM126 209H127V208H126ZM136 209H137V207H136ZM136 209H135V210H136ZM142 209H143V208H142ZM171 209H172V208H171ZM182 209H183V208H182ZM190 209H191V208H189V210H190ZM234 209H236V208H234ZM83 210H84V208H83ZM98 210H99V209H98ZM112 210H113V209H112ZM123 210H124V208H123ZM148 210H149V209H148ZM184 210H185V209H184ZM191 210H192V209H191ZM196 210H197V209H196ZM206 210H207V209H206ZM212 210H213V209H212ZM15 211H16V210H15ZM15 211H14V212H15ZM27 211H28V209H27ZM48 211H49V210H48ZM56 211H57V210H56ZM85 211H86V210H85ZM119 211H120V210H119ZM124 211H125V210H124ZM130 211H131V210H130ZM233 211L235 212V210H233ZM241 211H242V210H241ZM2 212H4V211H2ZM32 212H33V211H32ZM34 212H35V211H34ZM41 212H42V211H41ZM45 212H46V211H45ZM45 212H44V214H45ZM51 212H52V211H51ZM69 212H70V211H69ZM71 212H72V211H71ZM93 212H94V211H93ZM125 212H126V211H125ZM125 212H124V214H125ZM127 212H128V211H127ZM170 212H171V211H170ZM181 212H183V211L181 210ZM200 212L202 213V211H200ZM4 213H5V212H4ZM12 213H13V212H12ZM21 213H22V212H21ZM63 213H64V212H63ZM67 213H68V211H67ZM83 213H84V212H83ZM114 213H116V212H114ZM141 213H142V212H141ZM148 213H149V212H148ZM148 213H147V214H148ZM227 213H228V212H227ZM239 213H240V212H239ZM245 213H246V212L243 213V211H242V214H243L242 216H236V215H235L234 217H232L233 215L231 216V217H232V220L234 221L235 226L238 227V229H243V230L246 229V227H247V225H248V223H249V222L247 221V219L245 218V217H247L248 214L245 215ZM8 214H9V213H8ZM22 214H23V213H22ZM35 214H36V213H35ZM40 214H41V213H40ZM94 214H95V213H94ZM98 214H99V213H98ZM102 214H103V213H102ZM107 214H108V213H107ZM112 214H113V212H112ZM118 214H119V212H118ZM118 214H117V215H118ZM147 214H146V215H147ZM196 214H197V213H196ZM208 214H209V213H208ZM258 214H257V215H258ZM18 215H20V212H19ZM18 215H17V217H18ZM36 215H37V214H36ZM50 215H51V214H50ZM64 215H65V214H64ZM75 215H76V214H75ZM103 215H104V214H103ZM109 215H110V214H109ZM109 215H108V216H109ZM121 215H122V214H121ZM204 215H205V212H204ZM254 215H255V214H254ZM254 215H253V216H254ZM21 216H22V215H21ZM37 216H38V215H37ZM47 216H48V214H47ZM76 216H77V215H76ZM82 216H83V215H82ZM93 216H94V215H93ZM115 216H116V215H115ZM118 216H119V215H118ZM130 216H132V214H131ZM141 216H142V215H141ZM150 216H151V215H150ZM150 216H149V217H150ZM152 216H154V215H152ZM184 216H185V215H184ZM191 216H192V215H191ZM250 216H251V215H250ZM253 216H252V217H253ZM42 217H43V215H42ZM45 217H46V215H45ZM49 217H50V216H49ZM59 217H61V214H60ZM68 217H69V216H68ZM73 217H74V216H73ZM97 217H98V216H97ZM120 217L122 218V216H120ZM144 217H147V216H144ZM144 217H142V218H144ZM161 217H162V216H161ZM198 217H200V216H198ZM203 217H204V216H203ZM252 217H251V219H252ZM257 217H258V216H257ZM25 218H26V217H25ZM54 218H55V217H54ZM87 218H88V216H87ZM94 218H95V216H94ZM94 218H93V219H94ZM100 218H101V217H100ZM152 218H153V217H152ZM169 218H170V217H169ZM182 218H183V217H182ZM255 218H256V217H255ZM12 219H13V218H12ZM19 219H20V218H19ZM56 219H57V218H56ZM63 219H65V218L63 217ZM67 219H68V218H67ZM67 219H66V220H67ZM95 219H96V218H95ZM107 219H108V218H107ZM116 219H117V218H116ZM119 219H120V218H119ZM148 219H149V218H148ZM190 219H191V218H190ZM230 219H231V218H230ZM251 219H250V220H251ZM256 219H258V218H256ZM29 220H30V219H29ZM66 220H65V221H66ZM81 220H82V222H81V226H82L84 223H85V225H86L85 219H82V218H81ZM134 220H135V219H134ZM149 220H150V219H149ZM195 220H197V219H195ZM198 220H199V219H198ZM210 220H211V219H210ZM212 220H213V219H212ZM258 220H259V219H258ZM65 221L62 222V223H64V225H65ZM68 221H69V220H68ZM74 221H76V220L74 219ZM87 221H88V220H87ZM96 221H97V220H96ZM108 221H109V220H108ZM130 221H131V220H130ZM167 221H169V220H167ZM171 221H172V220H171ZM214 221H215V220H214ZM255 221H256V220H255ZM22 222H23V221H22ZM22 222H21V223H22ZM52 222H53V221H52ZM52 222H51V223H52ZM112 222H113V221H112ZM137 222H138V221H137ZM256 222L259 223L258 221H256ZM58 223H61V222L58 221ZM66 223H67V222H66ZM82 223H83V224H82ZM95 223H96L95 225H96V227H97V230H98V232H99V235H101V234L104 232V227H105V226H103V224H104L105 222H103L102 219H99V220H98L97 222H95ZM121 223H122V221H121ZM138 223H139V222H138ZM141 223H142V222H141ZM161 223H162V221H161ZM163 223H164V222H163ZM207 223H208V222H207ZM213 223H214V222H213ZM11 224H12V223H11ZM71 224H72V223H71ZM87 224H89V222H87ZM91 224H92V223H91ZM91 224H90V225H91ZM124 224H125V223H124ZM127 224H128V223H127ZM130 224H131V223H130ZM159 224H160V223H159ZM253 224H254V223H253ZM259 224H260V223H259ZM14 225L16 226L15 223H14ZM17 225H18V224H17ZM35 225H36V224H35ZM42 225H43V224H42ZM49 225H50V224H49ZM64 225H63V226H64ZM69 225H70V224H69ZM72 225H74V223H73ZM106 225H107V224H106ZM112 225H113V224H112ZM138 225H139V224H138ZM150 225H151V224H150ZM171 225H172V224H171ZM203 225H204V224H203ZM23 226H24V225H23ZM30 226H31V225H30ZM36 226H37V225H36ZM39 226H40V225H39ZM76 226H77V225H76ZM87 226H88V225H87ZM108 226H109V225H108ZM151 226H153V225H151ZM187 226H188V225H187ZM260 226H262V225H260ZM74 227H75V226H74ZM92 227H93V226H92ZM116 227H117V226H116ZM123 227H124V226H123ZM131 227H132V226H131ZM131 227H130V228H131ZM173 227H174V226H173ZM195 227H196V226H195ZM195 227H194V228H195ZM203 227H204V226H203ZM230 227H231V226H230ZM232 227H234V226H232ZM30 228H31V227H30ZM32 228H33V227H32ZM32 228H31V229H32ZM54 228H56V227H54ZM62 228H63V227H62ZM71 228H72V227H71ZM75 228H76V227H75ZM89 228H91V227H89ZM124 228H125V227H124ZM130 228H129V229H130ZM136 228H137V226H136ZM161 228H162V227H161ZM262 228H264V227H262ZM262 228L260 227V229H262ZM31 229H30V230H31ZM33 229H34V228H33ZM58 229H60V228H58ZM58 229H57V230H58ZM81 229H82V228H81ZM83 229H84V228H83ZM93 229H94V231H95V228H93ZM113 229H114V228H113ZM149 229H150V228H149ZM169 229H170V228H169ZM204 229H205V228H204ZM258 229H259V228H258ZM258 229H257V230H258ZM14 230H15V229H14ZM35 230H36V229H35ZM35 230H34V231H35ZM111 230H112V229H111ZM119 230H120V229H119ZM123 230H124V229H123ZM130 230H131V229H130ZM135 230H136V229H135ZM139 230H140V229H139ZM142 230H143V229H142ZM154 230L156 231V229H154ZM171 230H173V229H171ZM18 231H19V228H18ZM22 231H24V230H22ZM25 231H26V230H25ZM60 231H61V230H60ZM60 231H59V232H60ZM74 231H76V230H74ZM91 231H92V230H91ZM128 231H129V230H128ZM162 231H163V230H162ZM174 231L176 232V230H174ZM193 231H195V230H193ZM211 231H212V230H211ZM211 231H210V232H211ZM226 231H227V230H226ZM231 231H232V230H231ZM26 232H27V231H26ZM39 232H40V230H39ZM68 232H70V231H68ZM86 232H87V231H86ZM120 232H121V231H120ZM191 232H192V231H191ZM235 232H236V231H235ZM262 232H264V230H263ZM22 233H23V232H22ZM27 233H28V232H27ZM36 233H37V232H36ZM55 233L58 234V231L55 232ZM64 233H65V232H64ZM66 233H67V232H66ZM70 233H71V232H70ZM74 233H75V232H74ZM83 233H84V232H83ZM87 233H88V232H87ZM100 233H101V234H100ZM111 233H112V232H111ZM131 233H132V232H131ZM141 233H142V232H141ZM170 233H172V232H170ZM214 233H215V232H214ZM214 233H213V234H214ZM226 233H227V232H226ZM238 233H239V232H238ZM240 233H241V232H240ZM25 234H26V233H25ZM32 234H33V233H32ZM32 234H31V235H32ZM88 234H89V233H88ZM88 234H87V235H88ZM115 234H116V233H115ZM142 234H143V233H142ZM172 234H173V233H172ZM176 234H177V232H176ZM197 234H198V233H197ZM211 234H212V233H210V235H211ZM215 234H216V233H215ZM232 234H233V233H232ZM23 235H24V234H23ZM28 235H29V234H28ZM31 235H30V236H31ZM40 235H41V234H40ZM40 235H39V236H40ZM42 235H45V237H46V234H43V232H42ZM60 235H61V233L59 234V236H60ZM76 235H77V233H76ZM76 235H74V236H76ZM78 235H79V233H78ZM83 235H84V234H83ZM85 235H86V233H85ZM87 235H86V236H87ZM92 235H93V234H92ZM105 235H106V234H105ZM112 235H113V234H112ZM134 235H135V233H134ZM146 235H147V234H146ZM163 235H164V234H163ZM199 235H200V234H199ZM230 235H231V234H230ZM250 235H251V234H250ZM74 236H73V237H74ZM110 236H111V235H110ZM116 236H117V235H116ZM214 236H215V235H214ZM238 236H239V235H238ZM262 236H263V235H262ZM14 237H15V234H14V232H13L11 226H10V222L8 221V219H6V217H5L3 214H0V264H14L15 259L12 258V257H10V253H9V251H10V249H11V246H12V244H13L14 241H15V238H14ZM23 237H24V236H23ZM33 237H34V236H33ZM35 237H36V236H35ZM37 237H38V236H37ZM37 237H36V238H37ZM40 237H42V236H40ZM63 237H64V236H62V238H63ZM111 237H112V236H111ZM113 237H114V236H113ZM147 237H148V236H147ZM179 237H180V236H179ZM200 237H201V236H200ZM204 237H205V236H204ZM208 237H209V235H208ZM212 237H213V236H212ZM215 237H216V236H215ZM235 237H237V236L235 235ZM26 238H27V237H26ZM36 238H35V239H36ZM38 238H39V237H38ZM47 238H48V237H47ZM53 238H54V237H53ZM81 238H82V236H81ZM83 238H84V237H83ZM85 238H86V237H85ZM88 238H89V237H88ZM93 238H94V235H93ZM97 238H98V237H97ZM105 238H107V237L105 236ZM105 238H104V239H105ZM130 238L132 239V237H130ZM151 238H152V237H151ZM154 238H156V237H154ZM154 238H153V240H154ZM171 238H172V237H171ZM202 238H203V237H202ZM27 239H28V238H27ZM35 239H34V240H35ZM40 239H41V238H40ZM51 239H52V237H51ZM51 239H50V241H51ZM75 239H76V238H75ZM91 239H92V238H91ZM114 239H116V238H114ZM133 239H134V237H133ZM133 239H132V240H133ZM165 239H166V238L164 237L163 240H165ZM169 239H170V238H169ZM179 239H180V238H179ZM185 239H186V238H185ZM185 239H184V240H185ZM199 239H200V238H199ZM209 239H210V238H209ZM212 239H213V238H212ZM218 239H219V238H218ZM228 239H229V238H228ZM259 239H260V238H259ZM38 240H39V239H38ZM55 240H56V239H55ZM81 240H82V239H81ZM81 240H80V241H81ZM94 240H95V239H94ZM101 240H102V237H101ZM118 240H119V239H118ZM177 240H178V239H177ZM184 240H183V241H184ZM214 240H215V239H214ZM216 240H217V238H216ZM236 240H237V239H236ZM35 241L37 242V240H35ZM35 241H34V242H35ZM53 241H54V239H53ZM134 241H135V240H134ZM158 241H159V240H158ZM166 241H167V243H168V240H166ZM188 241H189V240H188ZM231 241H232V240H231ZM253 241H254V240H253ZM36 242H35V243H36ZM42 242H43V241H42ZM60 242H62V241H60ZM86 242L88 243V240H87ZM94 242H95V241H94ZM97 242H98V241H97ZM103 242H104V241H103ZM154 242H155V241H154ZM170 242H172V241H170ZM173 242H174V241H173ZM199 242H200V241H199ZM232 242H234V241H232ZM245 242H246V241H245ZM28 243H29V242H28ZM44 243H45V242H44ZM54 243H55V242H54ZM63 243H64V242H63ZM83 243H84V242H83ZM91 243H92V242H91ZM111 243H113V242H111ZM161 243H162V242H161ZM179 243H180V242H179ZM193 243H194V242H193ZM211 243H212V242H211ZM242 243H243V242H242ZM30 244H31V243H30ZM93 244H94V243H93ZM113 244H115V243H113ZM129 244H130V243H129ZM129 244H127L128 247H129ZM143 244H144V243H143ZM170 244H172V243H170ZM204 244H205V243H204ZM209 244H210V243H209ZM246 244H247V243H246ZM43 245H44V244H43ZM47 245H48V244H47ZM82 245H83V244H82ZM85 245H86V244H85ZM104 245H105V244H104ZM146 245H147V244H146ZM164 245H165V244H164ZM216 245H217V244H216ZM240 245H241V244H240ZM254 245H255V243L253 244V246H254ZM38 246H39V245H38ZM52 246H53V245H52ZM52 246H51V247H52ZM62 246H63V245H62ZM95 246H96V245H95ZM119 246H120V245H119ZM135 246H136V245H135ZM162 246H163V244H162ZM168 246H169V245H168ZM168 246H167V247H168ZM211 246H212V245H211ZM233 246H234V245H233ZM23 247H24V246H23ZM26 247H27V246H26ZM31 247H32V246H31ZM35 247H36V246H35ZM40 247H41V246H40ZM46 247H47V246H46ZM60 247H61V246H60ZM130 247H132V246H130ZM136 247H139V246H136ZM176 247H177V246H176ZM180 247H181V246H180ZM183 247H184V246H183ZM190 247H192V246L190 245ZM201 247H202V246H201ZM209 247H210V246H209ZM242 247H243V246H242ZM247 247H248V246H247ZM249 247H251V246H249ZM249 247H248V249H249ZM37 248H38V247H37ZM42 248H43V247H42ZM44 248H45V245H44ZM47 248H48V247H47ZM54 248H55V247H54ZM56 248H59V245H58V247L56 246ZM64 248H65V247H64ZM80 248H81V247H80ZM83 248H84V247H83ZM115 248H116V247H115ZM160 248H161V247H160ZM171 248H172V247H171ZM193 248H194V247H193ZM210 248H212V247H210ZM213 248H214V247H213ZM217 248H218V246H217ZM240 248H241V247H240ZM16 249H17V248H16ZM23 249H24V248H23ZM27 249H28V248H27ZM29 249H30V248H29ZM29 249H28V250H29ZM97 249H98V248H97ZM101 249H102V248H101ZM132 249H133V248H132ZM138 249H139V248H138ZM167 249H168V248H167ZM177 249H178V248H177ZM183 249H184V248H183ZM204 249H205V248H204ZM214 249H215V248H214ZM31 250H32V249H31ZM45 250H47V249H45ZM58 250H59V249H58ZM87 250H88V249H87ZM139 250H140V249H139ZM152 250H153V249H152ZM170 250H174V249L172 248V249H170ZM189 250H190V249H189ZM211 250H212V249H211ZM233 250H234V249H233ZM241 250H242V249H241ZM12 251H13V250H12ZM20 251H21V250H20ZM42 251H43V250H42ZM42 251H41V252H42ZM85 251H86V250H85ZM98 251H99V249H98ZM133 251H134V250H133ZM133 251H132V252H133ZM136 251H137V250H136ZM167 251H168V250H167ZM167 251H166V252H167ZM204 251H205V250H204ZM236 251H237V250H236ZM248 251H249V253H247ZM248 251H246V253L248 254V256H249L251 259H254V260L258 261V262L264 263V240L261 241V242H259V243H257V244L255 245L254 248H251V249H249ZM33 252H34V251H33ZM79 252L81 253V251H79ZM118 252H119V251H118ZM129 252H130V251H129ZM158 252H159V251H158ZM158 252H157V253H158ZM176 252H177V251H176ZM178 252H179V250H178ZM199 252H200V251H199ZM217 252H218V251H217ZM237 252H238V251H237ZM242 252H243V251H242ZM242 252H241V253H242ZM244 252H245V250H244ZM44 253H46V252H44ZM47 253H48V251H47ZM54 253H55V252H54ZM61 253H62V252H61ZM96 253H97V252H96ZM99 253H100V251H99ZM115 253H116V252H115ZM153 253H154V252H153ZM163 253H164V252H163ZM168 253H169V252H168ZM171 253H172V251H171ZM197 253H198V252H197ZM200 253H201V252H200ZM206 253H207V252H206ZM206 253H205V255H206ZM208 253H209V252H208ZM208 253H207V254H208ZM234 253H235V252H234ZM234 253H233V254H234ZM13 254H14V253H13ZM22 254H23V253H22ZM37 254H39V253L37 252ZM62 254H63V253H62ZM62 254H61V255H62ZM69 254H70V253H69ZM69 254H68V255H69ZM94 254H95V253H94ZM97 254H98V253H97ZM97 254H96V256H97ZM102 254H103V253H102ZM105 254H106V253H105ZM109 254H110V252H109ZM140 254H142V253H140ZM237 254H238V253H236V255H237ZM244 254H245V253H244ZM15 255H17V254H15ZM43 255H45V254H43ZM134 255H136V254H134ZM143 255H144V254H143ZM155 255H156V253H155ZM193 255H194V254H193ZM220 255H221V254H220ZM230 255H231V254H230ZM234 255H235V254H234ZM13 256H14V255H13ZM20 256H21V255H20ZM55 256H56V255H55ZM55 256H54V257H55ZM78 256H79V255H78ZM90 256H91V255H90ZM90 256H89V257H90ZM113 256H114V255H113ZM138 256H139V255H138ZM197 256H198V255H197ZM197 256H196V257H197ZM231 256H232V255H231ZM42 257H43V256H42ZM49 257H50V256H49ZM49 257H48V258H49ZM69 257H70V256H69ZM85 257H86V256H85ZM85 257H83V259H84ZM92 257H93V256H92ZM92 257H90V258H92ZM144 257H145V256H144ZM152 257H155V256H152ZM218 257H219V256H218ZM220 257H221V256H220ZM239 257H240V256H239ZM241 257H242V256H241ZM243 257H244V256H243ZM243 257H242V258H243ZM46 258H47V257H46ZM58 258H59V257H58ZM71 258H72V257H71ZM75 258H76V257H75ZM93 258H95V257H93ZM97 258H99V257H97ZM97 258H96V259H97ZM100 258H101V257H100ZM138 258H139V257H138ZM145 258H146V257H145ZM156 258H157V256L155 257V259H156ZM170 258H171V257H170ZM194 258H195V257H194ZM199 258H200V257H199ZM222 258H223V257H222ZM245 258H246V257H244V259H245ZM30 259H31V258H30ZM51 259H52V258H51ZM53 259H54V258H53ZM72 259H73V258H72ZM103 259H104V257H103ZM106 259H107V258H106ZM109 259H110V258H109ZM133 259H135V258L132 257V260H133ZM157 259H158V258H157ZM223 259H225V258H223ZM236 259H237V257H236ZM28 260H29V259H28ZM43 260H44V257H43ZM65 260H66V259H65ZM107 260H108V259H107ZM218 260H219V259H218ZM54 261H55V260H54ZM59 261H60V259H59ZM61 261H63V259H62ZM68 261H69V260H68ZM70 261H71V260H70ZM85 261H87V260H85ZM88 261H89V260H88ZM97 261H98V260H96V263H97ZM136 261H137V259H136ZM152 261H153V260H152ZM184 261H185V260H184ZM225 261H226V260H225ZM238 261H239V260H238ZM248 261H251V260H248ZM57 262H58V261H57ZM66 262H67V261H66ZM110 262H112V261H110ZM150 262H151V261H150ZM159 262H160V261H159ZM218 262H219V261H218ZM226 262H227V261H226ZM240 262H241V261H240ZM240 262H239V263H240ZM243 262H244V261H243ZM30 263H31V262H30ZM43 263H44V262H43ZM52 263H53V262H52ZM61 263H62V262H61ZM69 263H70V262H68V264H69ZM74 263H75V262H74ZM77 263H78V262H77ZM103 263H104V262H103ZM105 263H106V261H105ZM148 263H149V262H148ZM155 263H158V262H155ZM205 263H206V262H205ZM216 263H217V261H216ZM216 263H215V264H216ZM245 263H246V260H245ZM46 264H47V263H46ZM56 264H58V263H56ZM62 264H63V263H62ZM75 264H76V263H75ZM89 264H90V263H89ZM115 264H116V263H115ZM117 264H118V263H117ZM159 264H160V263H159Z\"/></svg>", "mask_w": 264, "mask_h": 264}, {"label": "clouds", "instance_id": "obj_3", "mask_svg": "<svg viewBox=\"0 0 264 264\" xmlns=\"http://www.w3.org/2000/svg\"><path fill=\"white\" fill-rule=\"evenodd\" d=\"M139 181H140V176H138L137 179L130 181V182L128 183V188H132L133 185L138 184Z\"/></svg>", "mask_w": 264, "mask_h": 264}]
</instances>
